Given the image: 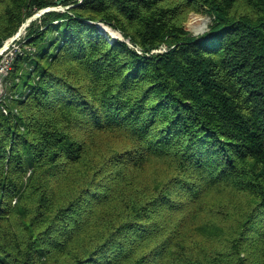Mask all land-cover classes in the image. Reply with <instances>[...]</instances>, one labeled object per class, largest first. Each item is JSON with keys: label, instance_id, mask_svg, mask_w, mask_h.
<instances>
[{"label": "trees", "instance_id": "16d2710c", "mask_svg": "<svg viewBox=\"0 0 264 264\" xmlns=\"http://www.w3.org/2000/svg\"><path fill=\"white\" fill-rule=\"evenodd\" d=\"M57 1L0 0V47L31 19L35 49L0 102V264H264V0Z\"/></svg>", "mask_w": 264, "mask_h": 264}, {"label": "built area", "instance_id": "2783aa9c", "mask_svg": "<svg viewBox=\"0 0 264 264\" xmlns=\"http://www.w3.org/2000/svg\"><path fill=\"white\" fill-rule=\"evenodd\" d=\"M29 24L30 21L28 20L20 27L15 35L7 39L0 47V102L4 98L3 83L10 75L15 61L18 58L26 57L35 51V49L27 43L26 39V28ZM127 44L130 48L135 49L138 53H142L137 47H134L131 43H129V41H127ZM166 51L167 47L161 46L158 49L152 50L150 54H158ZM1 109L5 115L8 114V109L4 105L1 106Z\"/></svg>", "mask_w": 264, "mask_h": 264}, {"label": "rangeland", "instance_id": "374dc122", "mask_svg": "<svg viewBox=\"0 0 264 264\" xmlns=\"http://www.w3.org/2000/svg\"><path fill=\"white\" fill-rule=\"evenodd\" d=\"M55 10L62 11L63 8H62V6H58L55 8ZM195 17H198L199 19L205 20L203 27H202V25L200 26V24L199 25L193 24ZM211 17L212 16L209 15L208 12H206V11H202V12H194L193 11L189 14V16L187 18V21L185 23V28L187 31H189L194 36L203 35L204 33H206L210 29V26L213 23V20L211 21ZM103 30L106 32V35H107L106 37L108 39H111L110 33H114V32L107 26H104ZM120 35H121V33H120ZM7 84H8L7 81H5L3 83L4 97L7 96V94H8Z\"/></svg>", "mask_w": 264, "mask_h": 264}, {"label": "water", "instance_id": "95a60500", "mask_svg": "<svg viewBox=\"0 0 264 264\" xmlns=\"http://www.w3.org/2000/svg\"><path fill=\"white\" fill-rule=\"evenodd\" d=\"M57 4H58V6H60L61 5V3H62V0H59V1H57L56 2ZM52 8H47V9H44V10H42V11H40L39 13H37L36 15H34V17L33 18H36V17H38V16H40L41 14H43V13H45V12H48V11H50ZM29 21H31V19L29 20ZM103 25V26H102ZM98 26H99V28H100V31L101 32H103V33H106L104 30H103V27L104 26H106V25H104V24H102V23H99L98 24ZM108 27V26H107ZM110 28V27H109ZM114 33H118L119 35H120V33L118 32V31H116V30H114V29H112V28H110ZM107 36V35H106ZM110 41L111 42H113V41H115V40H124L123 39V37L120 35V36H114L112 33H110ZM109 37V36H108Z\"/></svg>", "mask_w": 264, "mask_h": 264}, {"label": "bare ground", "instance_id": "6f19581e", "mask_svg": "<svg viewBox=\"0 0 264 264\" xmlns=\"http://www.w3.org/2000/svg\"><path fill=\"white\" fill-rule=\"evenodd\" d=\"M204 22H205V20L204 19H199L198 17H195L194 18V22H193V24H200V26L202 25V27L204 26ZM114 36H120L118 33H112Z\"/></svg>", "mask_w": 264, "mask_h": 264}]
</instances>
